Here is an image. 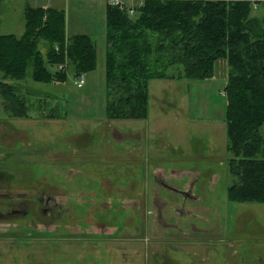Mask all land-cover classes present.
I'll return each mask as SVG.
<instances>
[{"label":"rangeland","instance_id":"1","mask_svg":"<svg viewBox=\"0 0 264 264\" xmlns=\"http://www.w3.org/2000/svg\"><path fill=\"white\" fill-rule=\"evenodd\" d=\"M27 1L64 8L67 33L90 34L95 39L97 64L86 72L82 87L74 82L72 66L59 68L50 84L32 76L14 80L31 119L12 117L0 98V145L14 144L15 155L10 158L20 166L13 162L0 167L12 168L10 174L37 176L47 193L56 194L49 189L52 183L56 192L62 191L56 199L64 209L61 225L40 224L35 230L12 224L15 231L0 239V264H264V204L233 202L227 197V187L235 179L228 161L231 154L225 122L228 76L152 79L148 118H111L108 99L112 101L119 94L106 88L107 0H0V34L24 32ZM153 61V66L166 69L168 74L182 69L181 65H167L164 53L155 54ZM64 75L67 79L60 80ZM132 132L139 133L141 139L132 138ZM261 133L264 135V124ZM54 145L70 150L68 161L57 165L61 172H55L48 155ZM20 147L30 150L32 159L20 157ZM134 147L141 149L136 159ZM10 153L0 149V154ZM159 166L162 172L154 171ZM174 172L180 178L174 177ZM155 174L163 183L158 184ZM186 184L192 185L196 195L194 200L182 201L190 211H166L168 221L174 224L177 218L186 231L182 234L158 220L154 193L159 199H171L176 188ZM135 193L141 197L136 207L130 200ZM112 196L114 199L107 202ZM243 212L245 217L241 218ZM251 212L254 219L249 218ZM79 218L87 220L82 223ZM184 220L186 224H182ZM117 224V243H109L114 250L102 252L92 241L84 246L83 240L80 245V239L89 235L86 233L95 237L111 233L109 229ZM127 232L136 251L127 241L129 237L122 236ZM181 234L196 241L209 237L214 247L188 251ZM147 235L153 243L155 237L164 238H160L159 247L152 244L145 248ZM219 236L221 239H216ZM70 238L71 243L67 241ZM227 238L231 244L225 242ZM189 241L191 246L195 244ZM162 248H167L166 261L156 257Z\"/></svg>","mask_w":264,"mask_h":264},{"label":"trees","instance_id":"2","mask_svg":"<svg viewBox=\"0 0 264 264\" xmlns=\"http://www.w3.org/2000/svg\"><path fill=\"white\" fill-rule=\"evenodd\" d=\"M107 2L106 88L119 94L108 99L110 117L147 118L152 79H209L215 63L226 59L227 149L235 178L227 197L264 203V6L257 13L252 0H145L130 15ZM24 20L21 35L0 34V98L13 117L28 116L14 80L49 83L61 64L74 67L75 76L97 64L95 39L69 36L64 8L27 1ZM163 53L167 65L182 66L178 74L153 66V56Z\"/></svg>","mask_w":264,"mask_h":264},{"label":"flooded vegetation","instance_id":"3","mask_svg":"<svg viewBox=\"0 0 264 264\" xmlns=\"http://www.w3.org/2000/svg\"><path fill=\"white\" fill-rule=\"evenodd\" d=\"M159 179V176L155 174V180L158 184L163 183L161 179L160 181L162 182H159ZM154 194L155 203L158 206V220H161L168 225V227L171 225V227H176V229H178L177 224H173V222L167 220V210L162 206L163 204H161L160 199L157 197V193L155 192ZM63 211V207L58 203L53 194L47 193V191L40 186L37 176L9 175L7 171H0V223H3V226L9 227L6 229L2 227L0 230V239L7 237L8 232L11 234L15 231L10 228L12 224L33 226L36 228L35 230H38L40 224L50 226L55 224L56 221L61 220ZM129 219L130 218L127 220V224H129ZM72 220L73 217H70L68 219L69 223H71ZM79 220L85 223L87 218H79ZM99 226L104 227L105 225L100 224ZM194 228L196 229L195 226ZM48 230L49 229H43L42 231ZM4 234H6V236H4ZM86 234L90 235V233ZM103 234H108L110 237V239L107 237V249L109 251L114 250L113 244L109 245V243H117L118 237H116V235L118 232ZM128 235L129 233L127 232L126 235L122 236L129 237ZM110 246L112 247L111 249L109 248ZM162 249H164V251L161 250L156 257L158 259L163 258V260L166 261L165 251L167 252V248Z\"/></svg>","mask_w":264,"mask_h":264},{"label":"crops","instance_id":"4","mask_svg":"<svg viewBox=\"0 0 264 264\" xmlns=\"http://www.w3.org/2000/svg\"><path fill=\"white\" fill-rule=\"evenodd\" d=\"M46 5V4H45ZM44 5V6H45ZM50 5V4H49ZM56 7V6H55ZM68 34V33H67ZM69 36H70V34H68ZM220 64V68L218 69V71L216 72V67H218V65ZM225 65H227L228 66V64H227V60L226 59H219L216 63H215V74H214V78H217L218 76H220V75H224V77H226V75L228 76V70H226V66ZM149 115H150V108H149ZM13 117V116H12ZM149 117V116H148ZM147 117V118H148ZM14 118H27V119H31V117H14ZM225 122H226V120H225ZM0 123H2V122H0ZM119 132H120V130L119 129H117ZM132 138H134L135 140H140L141 139V136H140V134L139 133H136V132H132L131 133V135H130ZM226 136H227V127H226ZM25 145V144H24ZM13 146H14V144H10V145H7L6 144V146H4L5 148H1V145H0V149H7V150H11V153L10 154H8V155H5V154H0V165H6V164H8L7 166H9L10 165V163H15L16 165H17V168H19L20 166L18 165V161L15 159V158H10L11 157V155H15L13 152H12V148H13ZM7 147H10V148H7ZM21 149H17V151H19L20 152V157H22V156H26V157H29V158H31V152H30V150H28V149H23V147H20ZM138 147H134L133 149H132V154L134 155V158L136 159V158H138L139 157V155H140V148L139 149H137ZM228 150V149H227ZM15 151V150H14ZM69 151L70 150H67V148H64L63 147V145H54V146H51V149L49 150L48 149V155H49V157H50V160L52 161V163L54 164V167H55V172H61V170L60 171H58L57 170V165H62V163L64 162L65 163V161H68V159H69ZM8 156V157H7ZM32 159V158H31ZM2 170H4V171H7L8 173H9V175H11L10 174V172L9 171H11L12 170V168H8V167H6V168H4V169H2L1 167H0V171H2ZM162 169H161V167L159 166V167H156L155 169H154V171H157V172H162L161 171ZM24 172V171H23ZM173 176L174 177H177V178H180L178 175H176L175 174V172L173 173ZM167 181V180H166ZM228 188V187H227ZM49 189L51 190V191H53L54 190V192L56 193V194H53V196L55 197V199L60 195V193L62 192V191H60L59 192V190L56 192V190L57 189H55V187H54V185L52 184V183H49ZM175 193V197H173V198H171V199H168V198H164V199H160V202H161V204H163L162 206H164V208L168 211V210H170V209H174V210H176V211H181V212H183V211H190V210H185L186 208H184V202L186 201V200H188L189 198L190 199H195V197H196V195L194 194V192H193V189H192V185L191 186H188L187 184L186 185H183V186H180V187H178V188H176V191L174 192ZM57 196V197H56ZM183 197H184V199H183ZM114 199V196H112L110 199H107V202H110V201H112ZM150 199H151V197H150ZM193 199V200H194ZM57 200V199H56ZM130 200L134 203V207H136V206H138L139 204H140V202H139V200H141V197L138 195V194H133L132 196H131V198H130ZM167 200H169V201H167ZM182 201H184V202H182ZM59 202V201H58ZM239 203H249V202H239ZM251 203H260V204H264L263 202H251ZM246 211H248V210H246ZM150 213V212H149ZM251 215L252 216H249V218L250 219H254L253 217H254V214H253V212H251ZM241 218H244L245 217V212H243L242 214H241V216H240ZM155 220V219H154ZM56 222H58V224L59 225H61V220H58V221H56ZM169 222H173V221H169ZM174 224H177V226H178V230L180 231V232H182V234H184L186 231H184L183 232V229L181 228V225H179L178 224V221H177V218L174 220ZM129 223H131V220L129 219ZM186 224V222H185V220L184 221H182V224ZM3 223H0V229H2L1 227L3 226L2 225ZM65 224V223H64ZM151 223H150V228H151ZM56 226H58L57 224H56ZM174 228V227H173ZM181 228V229H180ZM109 229V228H108ZM110 231H112L111 233H113V232H118L119 230H120V225H115V227L114 228H112V229H109ZM199 230H201L200 228H199ZM221 231V230H220ZM104 233V232H103ZM101 234V233H98V234H96L97 236L95 237V235H91V236H87V237H85L84 239H80V245H82V241L83 240H85V244H84V246H87L88 244H90V241H92V242H97L98 243V248H100V251H102L103 252V250L105 249V252L106 253H108V249H107V244H106V242H107V240L108 239H110V237L108 236V234ZM182 234H181V236H180V238H182L183 240L182 241H184V242H182V244H185V245H187L186 247H190V248H187V250L188 251H190L191 250V248L192 249H194V250H199V248L202 246V248L204 247H210V249L212 248V247H214V245L212 244L213 242H210V239H209V237L206 239V240H199V241H196V239H193V237H191V239H190V237L188 236V235H183L182 236ZM100 236V238H98ZM129 236V240H127L128 242L129 241H131V239H130V235H128ZM148 236V237H147ZM146 236V238H145V240H144V238L142 237L141 239H142V241L144 240L145 242H148V245H145V248L146 247H148V246H150V245H152V244H155L156 246H158L159 247V240H160V238H164V237H155V243H153L152 241H151V239H150V236L149 235H147ZM107 237H108V239H107ZM116 237H119V234H117L116 235ZM115 237V238H116ZM90 239V240H89ZM156 239H157V241H156ZM216 239H221L220 238V236L218 237V238H216ZM72 238H70V239H67V241L69 242V243H71L72 242ZM189 240H191L192 242H195V244H192V246H191V242L189 241ZM225 242H228L229 244H231V239H229V238H227V240L225 241ZM131 248H132V250L133 251H136V249H133V247H135V243H133L132 241H131ZM189 244V245H188ZM206 247V248H207ZM110 249L112 248L111 246L109 247ZM209 249V248H208ZM99 251V252H100ZM100 254V253H99ZM150 262H152L151 260H150V258H149V263Z\"/></svg>","mask_w":264,"mask_h":264},{"label":"built area","instance_id":"5","mask_svg":"<svg viewBox=\"0 0 264 264\" xmlns=\"http://www.w3.org/2000/svg\"><path fill=\"white\" fill-rule=\"evenodd\" d=\"M113 5L118 6L120 9L127 11L130 15L136 14L138 7L143 5L145 0H108ZM253 8L255 11L261 10L264 6V0H252ZM58 48V47H57ZM63 64L59 68H63ZM74 82L77 86L82 87L86 82V73L81 72L74 77Z\"/></svg>","mask_w":264,"mask_h":264}]
</instances>
